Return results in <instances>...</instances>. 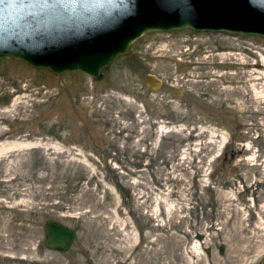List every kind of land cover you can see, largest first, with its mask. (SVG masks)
<instances>
[{"label":"rangeland","instance_id":"1","mask_svg":"<svg viewBox=\"0 0 264 264\" xmlns=\"http://www.w3.org/2000/svg\"><path fill=\"white\" fill-rule=\"evenodd\" d=\"M101 73L0 58V264H264V36L150 30Z\"/></svg>","mask_w":264,"mask_h":264},{"label":"water","instance_id":"2","mask_svg":"<svg viewBox=\"0 0 264 264\" xmlns=\"http://www.w3.org/2000/svg\"><path fill=\"white\" fill-rule=\"evenodd\" d=\"M184 27L264 36V0H0V58L98 80L143 33ZM144 83L161 80L147 74ZM43 230L44 246L61 253L76 237L54 219Z\"/></svg>","mask_w":264,"mask_h":264},{"label":"bare ground","instance_id":"3","mask_svg":"<svg viewBox=\"0 0 264 264\" xmlns=\"http://www.w3.org/2000/svg\"><path fill=\"white\" fill-rule=\"evenodd\" d=\"M150 47H151V45L150 46H147L146 49H148ZM154 53H155V55L153 57H155V58H158V57H161V58L162 57L172 58V54H170V53H172V49L166 47L165 45H155ZM220 57H224V56H220ZM174 79H175V81H177L176 83L181 82V81H179L180 80L179 77H176ZM188 80L189 79H186V81H188ZM195 84L196 83H193L194 86H195Z\"/></svg>","mask_w":264,"mask_h":264}]
</instances>
